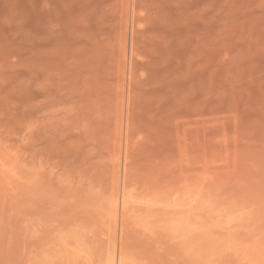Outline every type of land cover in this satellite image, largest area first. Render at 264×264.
Here are the masks:
<instances>
[{
	"label": "rangeland",
	"instance_id": "obj_1",
	"mask_svg": "<svg viewBox=\"0 0 264 264\" xmlns=\"http://www.w3.org/2000/svg\"><path fill=\"white\" fill-rule=\"evenodd\" d=\"M115 245L264 264V0H0V264Z\"/></svg>",
	"mask_w": 264,
	"mask_h": 264
},
{
	"label": "bare ground",
	"instance_id": "obj_2",
	"mask_svg": "<svg viewBox=\"0 0 264 264\" xmlns=\"http://www.w3.org/2000/svg\"><path fill=\"white\" fill-rule=\"evenodd\" d=\"M206 142V141H205ZM204 143V142H203ZM212 144H213V142H212ZM211 145V144H210ZM214 145V144H213ZM204 146H205V144H204ZM209 146V145H208ZM206 147V146H205ZM204 147V148H205ZM211 147V146H210ZM206 151V150H205ZM210 152V151H209ZM204 153V152H203ZM206 154H208V152L206 153ZM211 155V154H210ZM206 156V155H205ZM212 156V155H211ZM210 156V157H211ZM203 158H206V157H203ZM214 158V157H213ZM213 158H211V159H213ZM203 160V159H202ZM201 160V161H202ZM205 161V160H204ZM202 164V163H201ZM203 165V164H202ZM201 165V166H202ZM208 167V166H207ZM206 167V168H207ZM193 168H195V167H193ZM201 170V169H200ZM204 170V167H203V169H202V171ZM206 171H207V169H206ZM200 172V171H199ZM122 191V192H121ZM121 191H120V193H121V196H120V199H118V200H116L115 201V208L114 209H116V210H114V211H117L118 213L119 212H121V213H123V215H124V213H125V211L126 210H128L127 208H128V206H130L131 207V200H132V198H131V196L130 195H128L127 193H126V191H125V188H123V190L121 189ZM119 194V193H118ZM117 195V194H116ZM115 195V196H116ZM118 196V195H117ZM119 197V196H118ZM115 198H117V197H115ZM113 201V200H112ZM113 205V204H112ZM114 213H116V212H114ZM117 213V214H118ZM120 214V213H119ZM114 216H116V214L114 215ZM120 216H122V215H120ZM118 217H119V215L117 216V219H118ZM115 219V218H114ZM179 225V224H178ZM123 226V225H122ZM177 228V227H176ZM116 230V229H115ZM114 230V231H115ZM121 230V229H120ZM175 230H177V229H175ZM75 232V231H74ZM65 233V232H64ZM61 235H62V233H61ZM65 235H66V233H65ZM76 235H78V234H76ZM63 236V235H62ZM74 236V235H73ZM81 236V235H80ZM64 237H66V236H64ZM70 237H72V236H70ZM122 237V236H121ZM60 238H61V236H60ZM81 238V237H80ZM71 240V239H70ZM72 240H74L75 241V239H72ZM116 243V242H115ZM75 244V243H74ZM78 245V244H77ZM117 249V246L115 245L114 246V249H113V254L111 255V257H109V260L106 262V264H126V260L124 259V257H122L121 255H118V253L116 254V250ZM118 252V251H117Z\"/></svg>",
	"mask_w": 264,
	"mask_h": 264
}]
</instances>
